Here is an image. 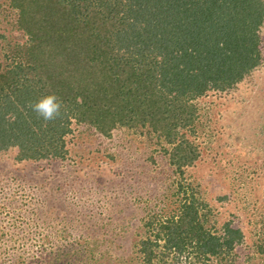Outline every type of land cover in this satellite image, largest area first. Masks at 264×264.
Returning <instances> with one entry per match:
<instances>
[{"label":"trees","instance_id":"1","mask_svg":"<svg viewBox=\"0 0 264 264\" xmlns=\"http://www.w3.org/2000/svg\"><path fill=\"white\" fill-rule=\"evenodd\" d=\"M10 4L18 10L13 28L27 39L9 45L12 61L0 56V152L17 149L20 161L63 159L73 122L107 136L119 126L149 125L175 143L171 162L183 174L199 155L186 134L178 137L194 123L191 100L231 92L264 66V0ZM49 94L63 107L46 123L27 104ZM178 183L180 207L147 222L155 238L141 240L144 263L235 264L243 231L231 221L208 227V204L190 183Z\"/></svg>","mask_w":264,"mask_h":264},{"label":"rangeland","instance_id":"2","mask_svg":"<svg viewBox=\"0 0 264 264\" xmlns=\"http://www.w3.org/2000/svg\"><path fill=\"white\" fill-rule=\"evenodd\" d=\"M17 15L0 0L4 63L12 61L9 45L27 39L13 28ZM262 92L264 66L231 92L191 100L194 123L178 137L186 134L199 155L183 174L171 162L175 143L149 125L107 136L73 122L63 159L20 161L17 149L0 152V264H145L141 240L155 238L147 222L180 207L179 181L208 204V227L231 221L243 231L235 264H264Z\"/></svg>","mask_w":264,"mask_h":264},{"label":"clouds","instance_id":"3","mask_svg":"<svg viewBox=\"0 0 264 264\" xmlns=\"http://www.w3.org/2000/svg\"><path fill=\"white\" fill-rule=\"evenodd\" d=\"M63 105L59 97L55 94H49L41 97L35 102H28L27 108L31 109L39 119H43L46 123L57 120L62 116Z\"/></svg>","mask_w":264,"mask_h":264}]
</instances>
